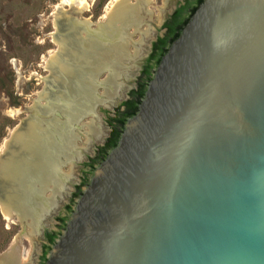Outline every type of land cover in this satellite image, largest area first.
<instances>
[{
    "label": "water",
    "instance_id": "water-1",
    "mask_svg": "<svg viewBox=\"0 0 264 264\" xmlns=\"http://www.w3.org/2000/svg\"><path fill=\"white\" fill-rule=\"evenodd\" d=\"M45 264H264V0L202 1Z\"/></svg>",
    "mask_w": 264,
    "mask_h": 264
},
{
    "label": "rangeland",
    "instance_id": "rangeland-1",
    "mask_svg": "<svg viewBox=\"0 0 264 264\" xmlns=\"http://www.w3.org/2000/svg\"><path fill=\"white\" fill-rule=\"evenodd\" d=\"M130 1L131 4L141 8V23L136 31L135 27H129L127 30L130 34V41L134 44L140 43L139 48L141 49L138 55L132 58L135 47L133 44L129 45L125 53V56L130 58L128 72L125 73V77L117 80L118 94L128 86H130V90L135 87L142 63L148 55L145 53L148 40H153L157 31L162 33L163 25L159 24V20L164 11L169 9L166 8L168 0H148L145 5L140 4L137 0ZM83 2L87 4L86 9L82 8ZM113 2L114 0H0V154L4 153L5 143L10 140L13 132L20 127L22 122L36 117L47 120L51 115L46 110L41 111L50 105L56 106L65 102L58 96L60 89L52 79V73L47 67L48 61L58 51L56 41L59 37L64 39L62 34L66 33L65 35L70 36L82 31L81 36H85L90 28H85L80 22H72L71 26H65L60 18L62 13L64 16L89 21L90 27L96 28L99 23L105 21L106 14ZM142 56L143 58H141ZM138 63L140 64L139 68H137ZM108 76V71H103L96 81L104 83ZM101 86L97 87L96 96L104 94L105 87ZM106 86L108 85L106 84ZM54 95L57 98L54 99ZM43 96L45 98H42ZM96 106L93 121L99 126L100 137L105 136L106 140L111 131V127L106 121L107 109L98 107L97 113ZM77 108L78 105L73 104L71 110L68 109V111L78 115L80 112L76 111ZM79 109L82 111L81 107ZM54 112L60 121L65 120V115H61L57 111ZM112 113L110 112V115H113ZM90 123L91 116H88L73 125L76 135L71 145L80 151L81 156L72 165H62L60 168V171L66 177L70 176V179H68L65 193L63 192L57 197L58 206L56 205L48 216L42 218V224L50 229L60 230L56 216H65L67 203L74 207L79 197L72 199L73 192L76 186L82 182L85 173L89 171L85 162L88 160V156L96 153L90 146L93 141L89 145L86 143L85 133L88 132L87 126ZM91 176V174L88 175L89 180ZM84 187L82 186V190ZM49 195L50 192L46 191L45 196ZM52 213L54 214L49 218ZM41 227L36 235H32L34 237L27 235L29 227L19 221L15 214L9 217L4 216L0 207V255H4L0 257V264L13 244L21 259L19 264H41L44 252L42 250L43 240L38 236Z\"/></svg>",
    "mask_w": 264,
    "mask_h": 264
},
{
    "label": "bare ground",
    "instance_id": "bare-ground-1",
    "mask_svg": "<svg viewBox=\"0 0 264 264\" xmlns=\"http://www.w3.org/2000/svg\"><path fill=\"white\" fill-rule=\"evenodd\" d=\"M137 2L145 5L148 0ZM82 8H87L85 2ZM140 10L130 0H114L105 21L97 29H89L85 36H81L82 31H79L78 34L63 36L64 39L59 37L56 41L58 51L51 56L47 67L60 89L58 96L65 102L45 107L41 112L46 110L51 115L47 120L36 117L25 121L22 129L13 132L5 143L4 153L0 154V207L4 216L15 214L29 227L27 235L38 233L43 226L42 218L54 210L57 197L66 190L70 176L66 177L60 171L61 166L72 165L81 156L80 151L71 145L76 135L73 125L91 116L88 132L85 133L86 143L89 145L100 137L99 126L93 121L94 109L97 104L119 96L117 80L128 72L130 58L125 53L129 45L135 47L132 58L141 49L140 43L130 41L127 30L135 27L136 31L140 25ZM72 22L66 20L63 24L71 26ZM80 23L87 28L89 21ZM103 71L109 73L107 80L97 82ZM99 85L105 87L102 96L95 95ZM73 104L78 105L75 109L80 112L78 115L68 111ZM54 111L65 115V120L60 121ZM46 191L50 192L49 196H45ZM20 262L13 244L1 264Z\"/></svg>",
    "mask_w": 264,
    "mask_h": 264
},
{
    "label": "trees",
    "instance_id": "trees-1",
    "mask_svg": "<svg viewBox=\"0 0 264 264\" xmlns=\"http://www.w3.org/2000/svg\"><path fill=\"white\" fill-rule=\"evenodd\" d=\"M202 1L203 0H186L183 5L175 9L170 19L164 24V26L167 28L166 33L162 37H158L153 43L151 53L147 57L141 69L140 76L136 81V85L128 93L129 97L118 107H116L113 115L108 118L107 122L111 127L109 136L105 140L104 144L97 148L95 155L92 158H89L88 163H85V165L89 167V171L85 174L82 182L76 186L72 199L81 196L83 191L82 186H86L89 183L88 175H92L95 167L106 158L107 154L113 148L116 147L126 120L136 114L138 105L144 97L147 84L152 78L153 72L157 67L161 57L166 53L171 43L179 36L182 28L189 21L191 15L202 3ZM72 210V204L68 205L67 211L69 214L72 212ZM67 219V216L60 217V230L57 232L47 233L48 244L44 245L43 247L44 252L41 259V264H45L46 256L51 246L55 243V240L59 237L61 230L65 227Z\"/></svg>",
    "mask_w": 264,
    "mask_h": 264
},
{
    "label": "flooded vegetation",
    "instance_id": "flooded-vegetation-1",
    "mask_svg": "<svg viewBox=\"0 0 264 264\" xmlns=\"http://www.w3.org/2000/svg\"><path fill=\"white\" fill-rule=\"evenodd\" d=\"M185 1H186V0H168V2H169L168 4H173V5H174V8H173L172 10H170V12L164 16V20H163V23H162L163 27L161 28L162 33L158 32V31L156 32V34H155V38H154V40H152V42H151L150 50H149V52H148L147 57H148L149 54L151 53L153 43L157 40L158 37H162V36L166 33L167 28L164 26V24L170 19L171 15H172L173 12L175 11V9H176L177 7L183 5V4L185 3ZM147 57H145V60H144V62L142 63V66H141L140 69H142V67H143V65H144V63H145ZM140 72H141V70H140ZM129 91H130V90H129ZM129 91H128V93H129ZM117 107H118V106H117ZM115 108H116V107H115ZM115 108H114V110H115ZM110 112H113V113H114V111H109V110H107V111H106V114H108V115L106 116V121L108 120V118H109L110 116H112V115H110ZM113 113H112V114H113ZM104 142H105V140H104ZM99 146H100V145H97V146L95 147V151H94V153L97 151V148H98ZM93 156H94V155L88 156V158H87L88 160H87L85 163H88L89 158H92ZM88 170H89V167H88ZM85 172H86V171H85ZM85 174H86V173H85ZM74 187H75V186H74ZM68 205H70V204L67 203V204L65 205V216H67V217L69 216V213H68L67 208H66ZM53 214H54V213H52L51 216H50L49 218H51ZM60 216H61V215H57V216H56V220H57V222H58L59 225H60V222H59V218H60ZM51 232H57V230L50 229V228H48L46 225H43V226L41 227V230H40L38 236H40V237L42 238V240H43V243H42V250H44V248H43L44 245H47V244H48V241H47V233H51ZM40 263H41V261H40Z\"/></svg>",
    "mask_w": 264,
    "mask_h": 264
}]
</instances>
